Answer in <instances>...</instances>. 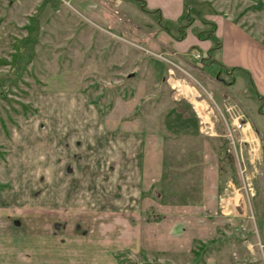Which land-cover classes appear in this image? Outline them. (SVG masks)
I'll use <instances>...</instances> for the list:
<instances>
[{"label": "rangeland", "instance_id": "374dc122", "mask_svg": "<svg viewBox=\"0 0 264 264\" xmlns=\"http://www.w3.org/2000/svg\"><path fill=\"white\" fill-rule=\"evenodd\" d=\"M96 3L94 15L64 0H0V56H9L15 38L22 39L27 53L29 48L35 53L16 84L0 85V264H195L197 258V264H262L258 253L253 256L242 246V238L256 226L264 240V209L257 210L264 193V155L233 127L240 113L249 117V105L231 100L226 105L221 99L227 91L220 83L228 85L239 71H206L204 63L212 56L199 46L181 56L154 46L163 29L159 13L145 11L139 0ZM211 10L234 15L264 41L261 0H186L180 16L188 11L191 24L202 17L208 21L203 27L211 28L209 22L215 21L203 15ZM171 19L162 24L179 33L186 21ZM197 26L191 28L194 34ZM197 52L200 62L193 55ZM9 75L16 76L0 65V76ZM243 78L236 79L233 90L253 97L256 89ZM142 81L153 100L139 102L132 120L124 102ZM177 82L182 91L174 88ZM192 90L207 100L210 113H204L221 133L213 138L220 184L232 180L241 187L247 212L234 223L218 219L216 234L194 238L190 250L159 249L163 214L144 197L157 199L162 192L159 202L176 203L197 196L192 175L171 169L179 165L173 157L192 159L188 154L197 147L189 138L173 136L180 115L193 122ZM262 98L254 100L264 110ZM254 109L251 103L250 122L264 141V113ZM139 117L148 118L145 131L168 133L166 164L157 182L162 184L149 190L139 182L140 150L148 142ZM181 143L184 155L173 153L170 148ZM219 196L217 215L202 211V216L224 215Z\"/></svg>", "mask_w": 264, "mask_h": 264}, {"label": "crops", "instance_id": "0c3cea01", "mask_svg": "<svg viewBox=\"0 0 264 264\" xmlns=\"http://www.w3.org/2000/svg\"><path fill=\"white\" fill-rule=\"evenodd\" d=\"M64 1L67 4L72 5V7L74 6V9L79 10L82 13L90 12L94 15L97 13L95 9L97 5L96 0ZM261 2L264 3V0H261ZM145 4L149 9H159L164 18L174 19L180 16V14L184 11L186 0H145ZM203 12H201V9L198 10V13ZM203 15L205 18L215 21L214 34L221 42L220 46L214 49L212 52V60L210 62L204 63L206 71L216 72L220 68L228 69V72H230L229 68H231V72L232 70L239 71V73L234 76L232 82L228 85H223L220 83L222 89L227 91V93L224 94L221 99L223 98V101H225L224 103L226 105L231 102L235 103L236 105H249L250 110L247 111L249 117H244L245 114L243 115L240 113L236 116V118L233 119V127L240 130L243 135L247 137L245 140L251 142V147L253 146L252 148L254 149V152L258 150L256 154L259 155L262 153L263 157L264 141L262 134L258 126L250 122L251 103H253L255 107L254 110H258V114L261 115L264 113V110L260 109V106H258L259 99L264 97L263 38L258 32L250 30L241 20L237 19L230 13L220 10H215L212 12L211 10V13L206 11ZM194 25H198L197 27L205 26L203 25L202 21H195V23L188 27L186 30V35L182 39H175L167 31L162 29L160 32H158V38L152 40L153 45H161L168 51V53L175 54L176 56H181L192 46H199L202 53L205 55L208 49L212 46L213 41L209 38H198V36L191 31V28ZM156 73L158 76H160L161 70L157 68ZM205 75L208 74L205 72ZM243 77L248 79L256 89V94L253 95V97L244 96L241 94L238 95V89L233 90L236 84V79H242ZM209 80L211 81L212 79L209 78ZM145 85L146 82L142 81L140 86L135 90L134 94L130 95L128 98L129 100L124 102L125 105L129 107V109L127 108L125 112L137 114L136 107L139 102H142V100L145 99V104H147L149 101L153 100L151 94L146 92ZM182 88H184V86ZM231 96L234 98V100L231 98ZM254 98H257L258 101L256 99L254 100ZM194 99L193 97L190 99L194 113V116L192 115V125L190 122H188V120H186L185 115L182 116L183 118L180 115L178 120H176V124H173V136L178 137L179 135L183 138H189L190 142H192L197 147L192 149V151H190L188 154V157H193L192 159L186 160L187 158L183 156L181 158L173 157L172 159L174 161H178L179 165H172L173 167H171V169L179 174L186 172L192 175L191 179L193 180V186L197 189H195L197 196H187V202L173 200L176 203L159 202V200H163L162 198L164 195H162V192L159 196L156 195L158 200L151 195H146L144 197V202L146 205L154 206L159 211V213L163 214L162 220L158 221V224L164 227V234H159L160 236H158V238L162 239L157 242V247H159V249H177L182 251L190 250L194 238L203 236L213 237L216 234V225L218 223V219H220L222 222L231 221L234 223L236 217H245L247 212V206L244 202L243 194L239 191L241 187L236 186L232 180L226 181L224 185L220 184L219 157L215 154L213 138L216 136H221V133L215 129L214 123L211 120V115L206 113L200 114L196 111L192 104V100ZM229 100H231V102ZM194 102L197 108L202 105L207 108L209 107V103L206 99H203L202 102L199 100H195ZM175 104H177L180 108L183 106L181 100H176ZM199 104L200 106H198ZM207 113H210V110ZM134 115L131 116L132 120L137 119ZM122 116L123 115H121V118ZM206 116L207 118L204 119L203 117ZM139 118H141L142 136L146 137L147 141L150 142L144 144L140 150L142 155L140 162L141 173L139 176V182L142 185L143 190H149L152 185L157 183L163 176V171L166 164V152L169 150V148L166 149L167 146L164 143V137L168 133L166 130L161 131L158 128L154 129V131H145V122L148 118ZM204 120L209 123V132L204 131V127L202 125V121ZM238 121L243 124L242 128L236 127L235 123ZM96 125L99 126L98 123ZM199 137L204 138L202 139L203 147H200ZM178 145L170 148L171 151L173 152L174 148L176 151L173 153L179 154L180 152L181 155H184V152H182L183 143H181L180 146ZM178 147H181V149L178 150ZM228 183L229 185L231 184V187H226L228 186ZM161 184L162 183H157L156 185L160 186ZM198 185H200V189H198ZM224 191L229 192L230 201L234 205V214L230 216L222 215L217 219H210L207 214L214 216V213H216L217 215L218 196ZM255 196L256 193L253 192L251 197ZM262 196L263 199L258 202L259 207H257V210L263 213L264 193H262ZM247 197H249V195H247ZM251 209L250 211L252 212ZM202 211L207 212L205 217L202 216ZM252 216H254V214ZM206 225L208 226L207 229ZM253 231L254 232H249L248 229L245 230L246 236L242 238L244 239L242 246L244 245V247L249 250V254L251 255L255 254V256H257L256 254L258 253L261 259L259 260L260 263L264 264V240L260 238L256 226H254ZM260 244H262V246H260Z\"/></svg>", "mask_w": 264, "mask_h": 264}, {"label": "trees", "instance_id": "16d2710c", "mask_svg": "<svg viewBox=\"0 0 264 264\" xmlns=\"http://www.w3.org/2000/svg\"><path fill=\"white\" fill-rule=\"evenodd\" d=\"M139 1L141 3L142 9H144L145 11L159 13V17H158V21H159L158 23L160 25L159 28L165 29L175 39H182L186 35V28L189 25H191V23H192V17L189 16L190 14L188 13V11H186L183 15L178 16L180 18L177 17L175 19H171L170 20L172 23L176 19L186 21L184 23H181L180 29H179L180 30L179 33H174L171 30V25L170 26L169 25L168 26H164L162 24V19H168V18H164L162 16V14L160 13L159 9H157V8L149 9V8L146 7L145 0H139ZM200 19L202 20V22L208 23V21H206L204 18L201 17ZM0 22H1V19H0ZM209 24L212 26L211 28H206V27L199 28V27H196V28H194V30H195V34L198 36V38H200V39L209 38V39H211L213 41V45L207 51L208 55L211 56V54L214 51V49L219 47L221 42L214 34L215 23L214 22H209ZM20 41H22V39L15 38L13 40V42H12V45H11L12 49L9 51V56H0V65H8L10 67L11 73L16 74L15 78H13V79L10 78V75L8 77L0 76V85L3 84L5 86V84H7V83L10 84V85L11 84H16L17 81L21 79V74L28 69V64L31 63V61H32V57L35 54L34 51L31 48H29L30 53H27V52H29L28 49L26 48L25 45L20 43ZM92 101L94 102V100H92ZM134 114L135 113L130 114V115H134ZM130 115H128V116H130ZM204 249H203V251H204ZM198 260H199V258H197V262H198ZM197 262L195 264H197ZM155 263L165 264V263H160V262H152V264H155Z\"/></svg>", "mask_w": 264, "mask_h": 264}, {"label": "built area", "instance_id": "2783aa9c", "mask_svg": "<svg viewBox=\"0 0 264 264\" xmlns=\"http://www.w3.org/2000/svg\"><path fill=\"white\" fill-rule=\"evenodd\" d=\"M193 55H194V58L197 59L198 62H200V60L202 59V55L199 52H197V53H195ZM174 88L177 91H182L181 90L182 89V84L180 82L179 83L177 82V84L174 85ZM189 94L192 95L193 99L195 98L194 100H192V104H193L194 108L196 109V111L198 113L204 114L205 110H207V112L209 111V109L207 107H204V105L200 106L199 108H197L195 106V102H194L195 100H199L201 102L203 100L202 98L199 97L200 94L194 93L193 90L190 91ZM204 124H203V121H202V125L204 127V131L205 132H209V129H210L209 123L206 122ZM235 125L238 128H242L243 127V124L241 122H239V121L236 122ZM226 187H231V184L229 185V183H228V186H226ZM219 201H220V207H219L220 208V212L222 214H224V215H232L233 212H234V205L230 201L229 192H227V191L222 192L220 194V196H219ZM260 246H262V244H260Z\"/></svg>", "mask_w": 264, "mask_h": 264}]
</instances>
